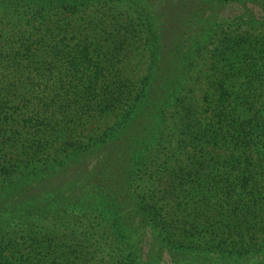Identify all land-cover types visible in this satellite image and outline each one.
I'll use <instances>...</instances> for the list:
<instances>
[{
    "label": "rangeland",
    "instance_id": "1",
    "mask_svg": "<svg viewBox=\"0 0 264 264\" xmlns=\"http://www.w3.org/2000/svg\"><path fill=\"white\" fill-rule=\"evenodd\" d=\"M8 1L0 0V59L7 60V52L18 58L10 71L0 73V112L5 101L6 109L21 115L19 119L44 111L49 119L43 145L48 148L40 156L57 153L46 159L64 160L77 151L89 153L69 159L76 163L88 158L97 162L123 134H131L133 124L137 126L131 139L135 142L131 149H136L127 162L139 166L141 159L145 173L139 200L166 237L161 238L165 248L154 254V264H175L172 255L177 257V249L184 256L196 255L189 264H210L207 247L218 252L222 238H180L178 229L185 228L182 217L191 210L203 214V219L216 215V221L207 223L218 226L222 225L219 212L228 209L231 217L225 216L237 234L232 206L239 203L233 192L240 185L233 190L223 186L227 177L221 173L219 156L208 155L197 139L205 126L213 125L204 97L222 76L240 79L243 85L242 95L233 96L235 109L241 96L248 102L264 95V86L253 83L257 65L245 69V80L235 76L240 65L258 60L256 52L246 50L243 32L253 34L248 46L264 56V0H72V5L48 12L52 16L46 15L43 22L34 10L14 11ZM29 43L32 46L20 51ZM221 49L225 53L218 59ZM250 90L251 95H246ZM252 106L255 111L264 109L258 100ZM7 123L0 152L22 157L15 150L18 144L12 142L25 130L17 131L18 122ZM28 124L40 127V122ZM32 137L26 136L27 143ZM209 182L217 193L205 200ZM255 187L264 190L258 183ZM256 192L244 191L246 201L251 202ZM65 214L73 217L82 211L68 208ZM254 222L255 218L249 220ZM64 224L57 248L60 253H72L74 238L70 237L87 236L68 235L66 227L76 230V226L71 221ZM151 236L149 227L141 243L144 259L157 239ZM258 237L250 264H264V238ZM83 239L99 256L114 249L120 254L126 242L123 238ZM247 247L241 244L239 250L245 252Z\"/></svg>",
    "mask_w": 264,
    "mask_h": 264
},
{
    "label": "trees",
    "instance_id": "2",
    "mask_svg": "<svg viewBox=\"0 0 264 264\" xmlns=\"http://www.w3.org/2000/svg\"><path fill=\"white\" fill-rule=\"evenodd\" d=\"M71 1L9 0L7 6L14 11L22 8L34 10L42 17L43 22L46 15L48 18L52 16L48 12L54 13L66 4L72 5ZM243 35L248 47H245L246 50L256 52L255 57L258 60L247 63L246 66L240 65L235 76L245 80V69L257 65L253 83L264 86V60H261L264 56L257 48L248 46L253 34L246 31ZM30 46L32 43L20 51ZM224 53L221 49L218 59ZM5 54L7 60L0 59V73L5 69L10 71L18 58L11 52ZM12 59L13 63H9ZM226 78L222 76L218 82L212 84V93L204 97L206 109L212 113L210 117L213 125L205 126V133L197 139L208 155L215 153L219 156L218 161L223 164L221 173L227 177L223 180V186L233 190L235 185H240L239 190L233 192L239 203L232 206V213L237 216L234 225L237 234H234V227L225 216L231 217L228 209L219 212L222 225L210 226L207 223L216 221V215L212 220L203 219V214L191 210L187 216L182 217L185 228L177 229L180 238H222L217 244L221 247L218 252L212 251L213 247H207L211 250L210 256L206 255L211 259L210 264H250L254 258L251 256L254 239L259 238L258 235L264 238V190L255 187V183H258L264 188V109L255 111L252 106V102L258 100L264 107V95L260 93L258 99L248 102H245V96H241L237 103L239 108L235 109L233 96L236 94L235 98H238L242 95L243 85L238 83L240 79ZM1 88L3 87H0L2 93ZM251 92L253 90L246 95H251ZM246 103L251 105L245 106ZM6 105L7 101L3 102L0 112V138L7 135L3 124L8 121L10 126L18 122L17 127L20 130L17 131L25 130V134L22 133L20 138H15L12 142L18 144L15 150H20L18 154L22 157L10 158L0 152V264H154V254L165 248L161 238L166 237L155 226L151 215L143 210L139 200L145 173L141 159L139 166L127 162L136 149H131L132 144H135L131 139L138 127L133 124L131 134H123L122 139L102 153L97 162L91 160L92 158L78 160V163L69 160L89 154L82 150L71 153L64 160H60L58 156L46 159L50 154H57L40 156L41 150L47 147L43 145V137L49 116L39 110L19 119L21 115L6 109ZM33 121L40 122V127L33 128L35 124H28ZM27 135L33 136L32 142L27 143L30 141L26 139ZM21 138L22 143L18 141ZM42 157L45 159H41ZM206 187L205 200H209L208 195L214 193L216 187L210 182ZM249 188L259 191L254 193L255 197L251 202L246 201L244 194ZM68 208H80L82 215L66 216ZM254 218L252 225L249 220L254 221ZM69 221L76 226V230L67 226L70 233L68 235L81 232L87 237H70L74 238L71 240L75 247L74 252L60 253L57 241L64 234L61 226ZM149 227L151 237L157 239H153L148 258L144 259L141 243ZM97 236L123 238L126 242L120 246V254L114 249L107 256H99L89 249L91 243H86L83 239L98 238ZM48 238H51L50 241ZM241 244L248 245L245 252L239 250ZM191 257L196 255L189 253V256H184V251L177 249V257L172 255V260L175 264H189Z\"/></svg>",
    "mask_w": 264,
    "mask_h": 264
}]
</instances>
